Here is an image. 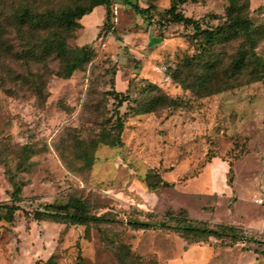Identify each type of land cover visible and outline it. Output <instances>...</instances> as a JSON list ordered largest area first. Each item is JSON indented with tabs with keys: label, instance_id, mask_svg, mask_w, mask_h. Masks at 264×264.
Segmentation results:
<instances>
[{
	"label": "rangeland",
	"instance_id": "1",
	"mask_svg": "<svg viewBox=\"0 0 264 264\" xmlns=\"http://www.w3.org/2000/svg\"><path fill=\"white\" fill-rule=\"evenodd\" d=\"M129 1L136 7L113 0L108 25L115 36L104 42L105 7L81 17L84 28L67 42L92 48L93 56L69 78L48 76L43 98L26 86L0 83V204L19 206L11 222L0 220V264H45L50 257L56 264L78 257L81 264H264V74L233 75L242 39L207 47L191 26L169 18L171 0ZM226 7L227 0H188L177 11L214 28L226 20ZM245 17L264 24V0H249L232 18ZM254 52L264 58V39ZM186 57L195 58L194 66L175 78ZM205 59L216 66L211 85L201 88L195 77ZM148 83L157 89L145 91ZM112 90L127 96L120 107ZM157 95L176 104L135 112ZM118 116L120 143H98L117 133ZM71 198L85 200L90 214L108 221L34 217ZM182 212L245 237L228 246L127 224Z\"/></svg>",
	"mask_w": 264,
	"mask_h": 264
},
{
	"label": "trees",
	"instance_id": "2",
	"mask_svg": "<svg viewBox=\"0 0 264 264\" xmlns=\"http://www.w3.org/2000/svg\"><path fill=\"white\" fill-rule=\"evenodd\" d=\"M130 4L129 0H121ZM188 0H171L168 9L169 18L173 22L191 26L194 32L203 37L206 46L213 47L215 44L228 39L240 38L242 44L232 61L233 75L240 74L247 70L249 77L262 78L264 74V58L255 54L260 39H264V24H253L245 17L233 19L249 6V0H227L226 20L214 28H201L199 23L189 16L177 11V7ZM88 4H76L75 7L68 5H55L54 0H0V83L4 87L7 81L16 86H26L34 92L38 98L44 97V90L47 77L54 75L60 78H69L72 73L88 63L93 56V49L85 46H70L67 39L72 32L81 27L80 19L83 15L90 13L94 7L102 5L105 7L104 26L106 30L101 36L103 42L109 34L115 36V30L108 25L111 19V5L113 0H87ZM134 5L135 4H130ZM205 49V48H204ZM194 57L184 58V62L174 70V77L177 78L182 69L194 66ZM198 63H200L198 61ZM203 73L195 77V82L201 88L211 85V80L216 66V60L205 59L201 62ZM199 65V64H198ZM245 70V71H246ZM183 85L186 81L181 82ZM157 89L152 83H148L145 91ZM117 107L127 99L123 92L112 90ZM165 103L175 105L176 100L167 96H154L144 106L135 109L136 113L153 111L156 105ZM117 133L102 136L98 143L115 146L120 143V132L123 127L122 118L117 117L115 122ZM167 185L166 182H162ZM16 189L14 195H18ZM14 201L21 200L20 197H13ZM0 220L11 222L14 213L19 206L14 202L10 205L0 204ZM44 211H35L36 219L50 218L57 222L86 223L108 221L105 215H92L87 210L85 200L71 198L66 204L56 207L52 204L45 205ZM182 215L176 217L171 213L165 216L153 218L147 214L145 219H129L127 224L133 228L147 229L158 227L176 231L184 236L198 237L206 242L209 237L221 241L225 245H232L233 242L243 239L244 234L230 226L214 227L202 221L188 219ZM229 238L230 242L224 243L223 239ZM45 264H56L50 257ZM73 264H81L78 257Z\"/></svg>",
	"mask_w": 264,
	"mask_h": 264
},
{
	"label": "crops",
	"instance_id": "3",
	"mask_svg": "<svg viewBox=\"0 0 264 264\" xmlns=\"http://www.w3.org/2000/svg\"><path fill=\"white\" fill-rule=\"evenodd\" d=\"M81 22V21H80ZM82 24V23H81ZM82 28H84L83 24H82Z\"/></svg>",
	"mask_w": 264,
	"mask_h": 264
}]
</instances>
